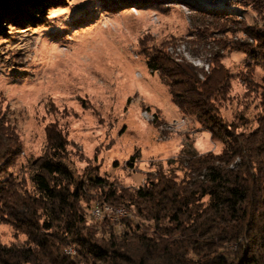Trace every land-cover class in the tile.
Instances as JSON below:
<instances>
[{
    "label": "trees",
    "instance_id": "obj_1",
    "mask_svg": "<svg viewBox=\"0 0 264 264\" xmlns=\"http://www.w3.org/2000/svg\"><path fill=\"white\" fill-rule=\"evenodd\" d=\"M61 2L0 0V37L10 27L39 25ZM236 3L262 25L187 3V34L157 40L147 32L137 43L179 113L207 130L218 151L190 147L157 161L138 187L76 182L65 163L73 153L66 125L48 122L42 152L16 170L22 141L14 119L0 114V222L24 237L0 241V264H264V74L257 76L258 66L264 72V0ZM178 42L203 55L208 70L170 53ZM233 50L248 59L235 74L223 62ZM235 75L256 98L254 121L243 112L230 120L222 113L238 98ZM105 204L131 215L120 218L121 226L94 218L92 208Z\"/></svg>",
    "mask_w": 264,
    "mask_h": 264
},
{
    "label": "rangeland",
    "instance_id": "obj_2",
    "mask_svg": "<svg viewBox=\"0 0 264 264\" xmlns=\"http://www.w3.org/2000/svg\"><path fill=\"white\" fill-rule=\"evenodd\" d=\"M61 1L39 25L10 27L0 37V114L14 119L23 146L16 170L42 152L45 126L55 120L68 129L73 153L65 163L76 182L106 179L138 187L157 161L165 163L190 147L200 153L219 150L207 130L179 113L137 43L147 32L157 40L187 34L192 15L187 3L236 12L246 23L262 25L252 9L236 0ZM172 46H179V53L186 46L188 60L203 62L186 42ZM247 60L234 50L223 57L234 74ZM263 74L258 66V78ZM233 87L238 98L223 115L230 120L243 112L254 121L256 98L246 93L238 75ZM145 111L158 113V120L147 119ZM183 117L185 123L174 121ZM23 239L0 222L1 242Z\"/></svg>",
    "mask_w": 264,
    "mask_h": 264
},
{
    "label": "bare ground",
    "instance_id": "obj_3",
    "mask_svg": "<svg viewBox=\"0 0 264 264\" xmlns=\"http://www.w3.org/2000/svg\"><path fill=\"white\" fill-rule=\"evenodd\" d=\"M182 46H184V45H182ZM177 47H179V46H176V47H173V46H170V47H168V50H169V52L170 53H172V54H174L175 56H180V57H184V58H186L187 60L190 58V54L188 53V50L186 49V46L184 47V52L183 53H179V52H177L176 51V49H177ZM181 49L182 48H178V51H181ZM180 57H178V58H180ZM201 59H191V60H189V61H191L194 65H197V66H199V67H203L206 71L208 70V68H209V62H207L206 61V59L205 58H203V62L202 63H198V62H201L200 61ZM144 116L147 118V119H149V118H151V119H154V117H155V115H154V113H153V115L151 114H149L148 113V111H145V113H144ZM176 123H180V122H183V123H185V118L183 117V118H180V119H177V120H174ZM111 210V211H109V213L107 214V217L109 218V220L112 222V223H114V224H116V225H118V226H121V224H120V218L121 217H129L131 214L126 210V209H124V208H120V207H113V206H110V205H107V204H105V205H101V206H99V205H97V206H94L93 208H92V211H91V213H92V215L94 216V217H96V213H104L105 211H107V210ZM125 211H127V216L125 215ZM72 250L70 249L69 250V252H71Z\"/></svg>",
    "mask_w": 264,
    "mask_h": 264
},
{
    "label": "built area",
    "instance_id": "obj_4",
    "mask_svg": "<svg viewBox=\"0 0 264 264\" xmlns=\"http://www.w3.org/2000/svg\"><path fill=\"white\" fill-rule=\"evenodd\" d=\"M109 211H111V210H107V211H105L104 213H96V218H102V217H104V216H107V214L109 213ZM125 215L127 216L128 214H127V211H125ZM71 252H73V251H71Z\"/></svg>",
    "mask_w": 264,
    "mask_h": 264
}]
</instances>
